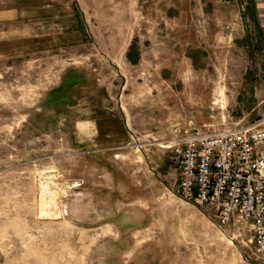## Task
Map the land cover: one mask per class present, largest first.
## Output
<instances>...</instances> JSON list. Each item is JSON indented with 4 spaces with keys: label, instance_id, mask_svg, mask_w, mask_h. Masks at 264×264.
<instances>
[{
    "label": "rangeland",
    "instance_id": "1",
    "mask_svg": "<svg viewBox=\"0 0 264 264\" xmlns=\"http://www.w3.org/2000/svg\"><path fill=\"white\" fill-rule=\"evenodd\" d=\"M262 35L264 0H0V264H264L173 148L264 117Z\"/></svg>",
    "mask_w": 264,
    "mask_h": 264
},
{
    "label": "built area",
    "instance_id": "2",
    "mask_svg": "<svg viewBox=\"0 0 264 264\" xmlns=\"http://www.w3.org/2000/svg\"><path fill=\"white\" fill-rule=\"evenodd\" d=\"M177 191L209 207L220 224L231 223L264 256V117L220 129H193L173 143Z\"/></svg>",
    "mask_w": 264,
    "mask_h": 264
},
{
    "label": "crops",
    "instance_id": "3",
    "mask_svg": "<svg viewBox=\"0 0 264 264\" xmlns=\"http://www.w3.org/2000/svg\"><path fill=\"white\" fill-rule=\"evenodd\" d=\"M261 38L264 39V35H262ZM261 40H262V39H261ZM262 41H263V40H262ZM175 193H176L177 197H178V198H181L184 202L191 203V202H189V201L184 200V199L180 196V194H179L178 191H177V188L175 189ZM191 204L194 205L193 203H191ZM194 206L197 207L196 205H194ZM197 208H199V207H197ZM195 214H199V213H195ZM200 214H202V216H205L204 213H200Z\"/></svg>",
    "mask_w": 264,
    "mask_h": 264
},
{
    "label": "trees",
    "instance_id": "4",
    "mask_svg": "<svg viewBox=\"0 0 264 264\" xmlns=\"http://www.w3.org/2000/svg\"><path fill=\"white\" fill-rule=\"evenodd\" d=\"M249 2H252V0H249ZM248 9H249V11H251V13H252V11H253V5H252V3H251V5L248 7ZM252 18H254L253 13H252Z\"/></svg>",
    "mask_w": 264,
    "mask_h": 264
}]
</instances>
